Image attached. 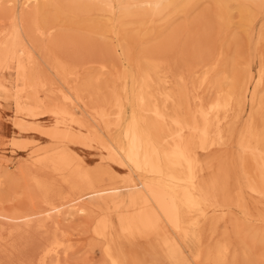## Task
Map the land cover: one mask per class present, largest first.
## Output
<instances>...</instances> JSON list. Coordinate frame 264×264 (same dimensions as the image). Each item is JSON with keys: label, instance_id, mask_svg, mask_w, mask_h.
Instances as JSON below:
<instances>
[{"label": "rangeland", "instance_id": "obj_1", "mask_svg": "<svg viewBox=\"0 0 264 264\" xmlns=\"http://www.w3.org/2000/svg\"><path fill=\"white\" fill-rule=\"evenodd\" d=\"M53 1L37 0L25 6L0 0V31L10 30L14 18L21 13L27 15L31 39L40 54L37 73L48 83L47 89L40 92L47 106L35 105L33 113L18 109L11 99L0 98V159L6 160L12 172L0 176V211L28 210L41 206L46 198L57 201L59 195L67 193V185L50 171L20 170L39 153L53 148L78 154L85 164L99 165L107 175L112 171L122 174L118 185L126 184L122 177L132 175L137 180L142 176L112 158L103 143L106 138H100L103 134L90 127L95 123L94 113L84 118L82 107L66 102L61 90L80 86L81 96L92 106L90 111L96 105H106L113 125L105 131L117 136L116 124L121 120L124 124L125 115L129 118L132 112L131 97L142 83L145 56H154L160 63L159 72L145 90L152 96L151 101L169 113L174 112L183 91V101L192 103L193 108L200 103L207 105L217 96L232 94L230 103L220 112L221 116L227 115L221 127L222 138L213 132L204 150L198 147L197 140L190 141L202 164L199 180L206 184L217 179L218 192L203 200L198 209L181 204L185 222L194 223L198 230L199 238L196 245L191 244L192 250L177 242L173 230L129 231L116 205L97 200L95 212L63 218L58 229L48 224L10 233L13 224L0 220V264H40L42 250L51 240L62 242L63 253L60 257L49 255L44 264H195V255L205 251L209 242L220 240L223 232L233 244L232 253L228 252L230 264H264L263 244L258 238L253 241L249 231L245 233L246 227L264 233V196L247 187L241 148L253 115L256 127L264 134V79L257 82L259 69L264 68V0H229V11L217 0H186L145 28L133 17L122 19L120 9L121 3L143 0H107L90 12L71 8L63 0ZM143 7L148 3L144 2ZM122 21L125 26H120ZM59 64L62 68L57 67ZM15 69V61H11L0 73V79L10 89L15 85ZM247 73L253 76L251 92L257 93L255 103L239 95L240 83ZM165 76L168 82L163 81ZM204 76L208 79L203 83ZM57 105L64 110L61 115L51 110ZM119 106L122 118L118 117ZM185 111L183 107L179 113L183 115ZM37 126L45 131L55 128L59 136L36 131ZM109 181L108 176L106 184ZM214 220H219L214 222L215 232L211 225ZM236 221L243 227L238 235L233 229ZM234 228L237 230L235 225ZM236 249H241L238 255ZM232 258L235 263L230 261Z\"/></svg>", "mask_w": 264, "mask_h": 264}, {"label": "bare ground", "instance_id": "obj_2", "mask_svg": "<svg viewBox=\"0 0 264 264\" xmlns=\"http://www.w3.org/2000/svg\"><path fill=\"white\" fill-rule=\"evenodd\" d=\"M7 1L10 3L14 2V4L21 3L27 6L37 0ZM63 1H66L71 8L90 12L93 9L100 8L98 5L102 6L107 0ZM185 1L143 0L136 4L121 3L122 19L133 17L141 26L146 27L147 23L163 15L167 10L179 6V2L183 3ZM217 1L223 6L222 8L229 11V0ZM248 1L252 3V1ZM55 2L54 0L53 4ZM144 2L146 4L148 3V7H143ZM120 26H125V22L122 21ZM30 33L28 17L22 13L14 18L10 30L0 31V73L9 67L11 61H15L16 64V80H14L15 85L11 89L0 79V98L6 101L11 99L18 109L26 108L30 113H33L37 108L35 105L41 107L47 106L46 101L41 98L40 92L47 89L48 83L37 73L38 69H40V63L37 61L38 55L40 56V54L36 48L37 46L32 41L33 39H31ZM144 59L145 65L142 66V70L139 68L143 72L142 83L131 97L132 112L129 118L128 115H125L127 118L124 124L121 123L122 120L116 124V127L119 128L117 136L113 137L109 134V131H105L110 130V127L113 125L110 119L111 113L106 105H96L93 107V111H90L92 106L88 104L89 102L84 101L82 97L84 95L82 94L81 96L80 93V86H75L73 89H70L68 86L65 90H61L62 98L66 102L70 101L75 108L82 107L80 113H82L84 118L86 115L90 116L91 113H94L92 120L95 123L93 125L90 124V127L93 131L95 130V132H101L103 134L100 138H106L103 143L105 148L111 153V156H113L112 158L126 165L133 174H140L143 177L139 175L140 178L137 180L133 179L132 175L127 178L122 177L126 184L118 185L117 180L120 176H123L120 173L112 171L107 175L106 170L97 167L99 165L93 166L85 164L80 155L73 154L70 151H60L53 148L51 150L49 149V151L47 150L48 152L39 153L41 151L39 149V154L37 153V156L34 154L36 156L34 161L29 164H22L23 166L20 167V170L25 172L26 169L30 168L38 173L50 171L67 185L68 191L66 194L59 195L60 199L57 201L46 198L44 203L39 207H32L23 211L16 210L10 213L4 212V210L0 211L1 222L4 221L6 224H13L10 233L23 229L27 232V229L30 230L31 227L42 228L48 226V224L58 229L61 227V221H64L62 220L63 218L68 217L66 219H69V216L77 214L90 215L96 210L95 202L97 200H103L116 205L120 214L125 219L129 231L133 233L136 230L138 232L147 231L149 233H154L159 230H173L178 237L177 242L182 246L192 250L191 244L196 245L199 238L198 230L196 229L197 226L194 223L188 224L185 222L181 204L185 203L189 208L198 209L203 200H209V198L217 194L218 186L217 179L206 184L199 180L202 164L197 151L190 147V143L197 140L198 147L204 150L213 132H216L219 138H222L223 130L221 127L227 122V115L221 116L220 112L230 103L232 94L217 96L207 105L200 103L193 108L191 107L192 103L183 101V94H185V91H183L180 93L177 106L173 105L175 108L174 112L169 113L159 104L151 101L152 96L148 95L145 90L150 86L153 75L159 72L160 63L154 56H145ZM57 67L62 68V65L59 64ZM167 78L165 76L163 81L168 82ZM207 79V76H204L202 82H206ZM252 79L253 76H249L247 73L244 80L240 83L239 95L250 98L252 103H255L257 102V93L255 91L251 92ZM263 79L264 68L261 67L258 72V84L262 83ZM46 97V99L49 98L48 96ZM168 97L170 96L168 95ZM57 107L58 105L56 107L54 106V108L52 107L51 110L56 115L62 114L64 110ZM183 107L186 111L181 115L179 110ZM118 109L119 116H117L122 118L120 106ZM255 117L254 115L252 116L248 134L241 144L243 151L242 167L246 174L249 190L264 196V134L256 127ZM215 125L218 126L215 127ZM214 127L216 129L218 128V130H214ZM35 129L54 138L59 136L55 128L45 131L41 126H37ZM57 129L59 130L61 128ZM65 135L66 133L64 132L63 136ZM77 136L80 139L79 135ZM19 147L22 146L19 145ZM5 161L4 158L3 160L0 159V176L10 175L12 173L9 170L10 165ZM108 176L111 181H109V184H106L105 180ZM159 178L164 180L166 184L164 182L162 183ZM36 204L37 202L34 206ZM218 221L214 220L211 223L214 232L216 231L214 222L217 223ZM235 223L237 225L233 223L234 234L238 235L243 227H241V224H238V221ZM234 225L237 230H235ZM226 230L228 231V229ZM246 232H248V235L250 234L249 236L251 238L253 236V241L258 238L264 246V233L261 234L256 228L251 227H246ZM51 241L52 243L49 246L43 250L41 249L43 255L40 264H44L49 255L55 254L60 257L62 242L58 240ZM211 243L209 242L205 246V251L195 255V264H230L228 261V252L232 248H230L232 241L227 232H223L220 240H217L213 244ZM237 249L235 251H237L238 255V252L240 253L239 250L242 248ZM232 259L230 260L231 262L236 260L234 258Z\"/></svg>", "mask_w": 264, "mask_h": 264}]
</instances>
